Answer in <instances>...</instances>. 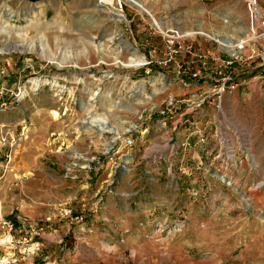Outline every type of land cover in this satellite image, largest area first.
Here are the masks:
<instances>
[{
    "label": "rangeland",
    "instance_id": "374dc122",
    "mask_svg": "<svg viewBox=\"0 0 264 264\" xmlns=\"http://www.w3.org/2000/svg\"><path fill=\"white\" fill-rule=\"evenodd\" d=\"M101 1L0 0V264H264V37L246 0Z\"/></svg>",
    "mask_w": 264,
    "mask_h": 264
},
{
    "label": "bare ground",
    "instance_id": "6f19581e",
    "mask_svg": "<svg viewBox=\"0 0 264 264\" xmlns=\"http://www.w3.org/2000/svg\"><path fill=\"white\" fill-rule=\"evenodd\" d=\"M124 1H126L127 3H129L133 7L141 9L142 11L145 9L139 0H124ZM101 4L103 6L110 5L106 0H102ZM146 12H147V10H146ZM109 13L111 14V17H112V19L114 21L123 20L122 16H120L117 13H115L114 10L113 11H109ZM153 21H154V24H155L156 28L157 27L159 28V23L156 20H153ZM194 34L204 35V33L201 32V31L200 32H196V31L179 30L177 32V35H179V36H191V35H194ZM209 38H212V39L216 40L221 46H223V48L225 47V49L230 51L231 53H234L235 50H242L244 42H245L244 41L245 38L243 39V37H234V38H230V40H227L225 38H221L218 35H210ZM125 45H126L127 50H132L131 54L134 57L133 59L130 60L129 66H138V67L142 66L144 64V62H145V59L143 57L139 56L137 51L135 49H133L129 44L125 43ZM34 82H35V80H34ZM141 89H142L141 91H143V88H141ZM101 121H104L103 117H101V118H97L96 117V118H94L92 123L98 124V126L101 127V131L107 132L109 128L105 125V123H102ZM100 123H102V124H100ZM221 180L226 182V180L224 178H221Z\"/></svg>",
    "mask_w": 264,
    "mask_h": 264
},
{
    "label": "built area",
    "instance_id": "2783aa9c",
    "mask_svg": "<svg viewBox=\"0 0 264 264\" xmlns=\"http://www.w3.org/2000/svg\"><path fill=\"white\" fill-rule=\"evenodd\" d=\"M245 7H246L247 15H248L250 31L254 34L255 37H264V20H262V18H261V11L258 7L257 2L255 0H246ZM258 29H260L259 32L257 31ZM224 63L227 65L231 64V62H229V61L224 62ZM198 76H199V72H194L191 74V77L193 79L198 78ZM179 81L183 85V87L188 88L189 85L186 84L183 79H180ZM172 102H173L172 97H169L166 105L170 106L172 104ZM132 145H133V142L131 139H129V138L124 139V146H125V148H128L127 155L124 156L125 158L131 157V156H129V153H130V148L132 147ZM92 146H94L93 143L90 145L88 144V146L85 148V149H87L85 152L88 153V151L90 149H92ZM76 154H78V156H80L81 152H77ZM98 154L106 157V156L110 155V151L104 149V151H102V152L99 151ZM80 158H81V156H80ZM95 162H96V164H99V161H95ZM82 163L83 162H81L80 164L76 163L77 165L74 164L73 166L74 167L76 166V167L82 169ZM92 169H93V166L90 165L87 170L92 171ZM69 170H71V169H69ZM65 178H66V175H65ZM63 213L65 216H67L69 214V211L66 209V210H63ZM79 218H81V217H78V216L76 217V219H79ZM1 224H2V227L4 229H7L8 231H10L12 228L11 223L9 221H2Z\"/></svg>",
    "mask_w": 264,
    "mask_h": 264
},
{
    "label": "crops",
    "instance_id": "0c3cea01",
    "mask_svg": "<svg viewBox=\"0 0 264 264\" xmlns=\"http://www.w3.org/2000/svg\"><path fill=\"white\" fill-rule=\"evenodd\" d=\"M193 88L195 87L194 85L192 86ZM69 118H65L63 121H61L60 123H61V127H62V129L64 130V131H66V137H68V139H69V143H68V145H71V146H74L75 147V145H76V143H74V142H71L73 139V134H72V132H74L75 131V129H76V121L74 122V121H70V120H68ZM115 132V131H114ZM59 140L60 139H57V142H59ZM73 144V145H72ZM57 154H59V152L58 151H55ZM61 157V155H58V157ZM66 181V180H65ZM67 199V198H66ZM66 199H62V201H64L65 202V200Z\"/></svg>",
    "mask_w": 264,
    "mask_h": 264
},
{
    "label": "water",
    "instance_id": "95a60500",
    "mask_svg": "<svg viewBox=\"0 0 264 264\" xmlns=\"http://www.w3.org/2000/svg\"><path fill=\"white\" fill-rule=\"evenodd\" d=\"M27 1L30 2V3H37V2H39L41 0H27ZM43 1H52V0H43ZM55 1H59V0H55ZM95 1H100V0H95Z\"/></svg>",
    "mask_w": 264,
    "mask_h": 264
}]
</instances>
